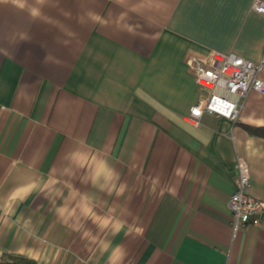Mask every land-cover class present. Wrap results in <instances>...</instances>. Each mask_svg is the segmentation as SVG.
Listing matches in <instances>:
<instances>
[{"label": "crops", "instance_id": "0c3cea01", "mask_svg": "<svg viewBox=\"0 0 264 264\" xmlns=\"http://www.w3.org/2000/svg\"><path fill=\"white\" fill-rule=\"evenodd\" d=\"M258 1L0 0V264H264L228 208L237 159L264 201V94L196 125L186 63L259 62Z\"/></svg>", "mask_w": 264, "mask_h": 264}, {"label": "built area", "instance_id": "2783aa9c", "mask_svg": "<svg viewBox=\"0 0 264 264\" xmlns=\"http://www.w3.org/2000/svg\"><path fill=\"white\" fill-rule=\"evenodd\" d=\"M253 11L264 16V2L253 5ZM186 63L194 73L198 88L207 93L191 109V118L200 124L203 114L237 123L252 92L264 94V51L259 62L246 60L235 53L214 52L206 57L188 54ZM236 191L228 201L233 232L247 227L264 214V201L252 197L250 169L242 159L236 161Z\"/></svg>", "mask_w": 264, "mask_h": 264}, {"label": "trees", "instance_id": "16d2710c", "mask_svg": "<svg viewBox=\"0 0 264 264\" xmlns=\"http://www.w3.org/2000/svg\"><path fill=\"white\" fill-rule=\"evenodd\" d=\"M246 128L252 134L264 137V128H252V127H246ZM13 264H36V262L29 260L27 258L16 257L13 259Z\"/></svg>", "mask_w": 264, "mask_h": 264}]
</instances>
